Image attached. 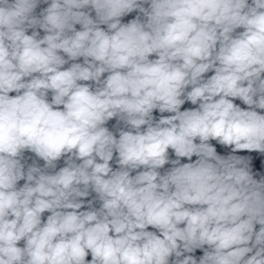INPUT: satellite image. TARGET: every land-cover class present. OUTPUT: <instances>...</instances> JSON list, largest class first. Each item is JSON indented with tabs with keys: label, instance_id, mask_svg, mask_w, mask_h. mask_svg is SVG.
<instances>
[{
	"label": "clouds",
	"instance_id": "clouds-1",
	"mask_svg": "<svg viewBox=\"0 0 264 264\" xmlns=\"http://www.w3.org/2000/svg\"><path fill=\"white\" fill-rule=\"evenodd\" d=\"M0 264H264V0H0Z\"/></svg>",
	"mask_w": 264,
	"mask_h": 264
}]
</instances>
